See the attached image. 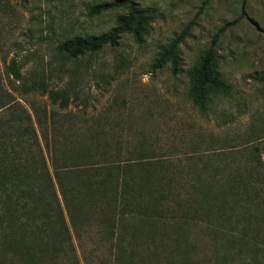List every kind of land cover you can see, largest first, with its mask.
<instances>
[{
  "label": "trees",
  "instance_id": "16d2710c",
  "mask_svg": "<svg viewBox=\"0 0 264 264\" xmlns=\"http://www.w3.org/2000/svg\"><path fill=\"white\" fill-rule=\"evenodd\" d=\"M122 8L127 14L111 31L66 39L57 51L75 60L115 48L124 35L144 44L156 9L112 0L91 7L88 16ZM224 31L188 71L190 97L203 114L213 96L232 90L219 70ZM189 35L187 28L162 47L152 71L169 65L173 76L181 74L180 46ZM2 65L0 264H264L258 148L246 161L224 154H195L186 163L123 154L98 123L56 116L55 107L68 109L64 96L50 93V109L28 100L43 88L29 85L17 57Z\"/></svg>",
  "mask_w": 264,
  "mask_h": 264
},
{
  "label": "rangeland",
  "instance_id": "374dc122",
  "mask_svg": "<svg viewBox=\"0 0 264 264\" xmlns=\"http://www.w3.org/2000/svg\"><path fill=\"white\" fill-rule=\"evenodd\" d=\"M111 1L0 0L1 69L17 57L29 85L43 88L28 100L50 109V93L64 96L68 109L55 107L56 116L98 123L123 154L183 163L195 154H224L246 161L258 148L264 164V0H136L158 15L144 44L124 35L115 48L75 60L57 51L66 39L111 31L126 9L88 16L91 7ZM187 28L182 73L173 76L169 65L152 71L160 49ZM223 28L219 70L232 90L213 96L203 114L190 97L188 71Z\"/></svg>",
  "mask_w": 264,
  "mask_h": 264
}]
</instances>
